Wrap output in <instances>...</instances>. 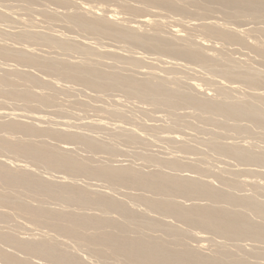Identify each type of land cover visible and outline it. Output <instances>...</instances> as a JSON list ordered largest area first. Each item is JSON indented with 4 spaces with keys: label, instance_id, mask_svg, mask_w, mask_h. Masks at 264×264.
Returning <instances> with one entry per match:
<instances>
[{
    "label": "bare ground",
    "instance_id": "6f19581e",
    "mask_svg": "<svg viewBox=\"0 0 264 264\" xmlns=\"http://www.w3.org/2000/svg\"><path fill=\"white\" fill-rule=\"evenodd\" d=\"M0 1H2V3L19 2V4L21 3V6L23 4L26 8H29L34 4L43 5V3L45 4L46 2L51 3V6L54 5L64 9L71 5L73 7L72 10L66 9L64 12L62 10V12L59 13L57 11L49 12L47 9L48 12L42 10L40 14L44 15L43 19L46 18V21L50 22V20H58L59 18H62V20L64 19V21L71 28L77 29L78 31L84 32L93 37L110 39L115 41V43H123L139 48L140 51L142 50L141 52H144L147 55L149 54L151 56H155L152 60L160 62L164 65V67L171 65L175 66L174 68H177L178 65L181 66L182 62L184 63L185 61L187 63L190 62L200 65L210 72L209 75L212 73L216 75L215 78H220V80L216 78L215 80L213 79V81H210L213 86V91L216 93V98L210 94L204 93L197 85L188 83V87L185 84L187 88H183L181 86V84H183L182 82L163 77L161 78L153 72H144V70L141 77L131 74H123L119 70H114L115 68H118L117 64L116 67L115 65L111 67L112 63L109 61L111 59L114 63H120L119 65L127 64L128 67L136 66L135 69H137L138 65L144 58L142 55L140 57H136V55L135 57H130L131 55H129L128 57L124 54H119L115 50L113 51L111 48L110 50L106 49L105 51H102L91 46V44L87 42H78L75 41L74 38H64L63 36L62 38L59 34H52L54 33L52 30V33H45L46 30L40 31L37 29L39 31H34L30 30L31 27H26L29 30L22 31H19V28L17 32L16 30L14 32H10L7 31V29H3L0 31V37H10L14 40H18V42L23 41L30 44H36L37 48L39 47L38 45L46 48H56L59 49V51L61 50L63 53H67L66 57L68 58L70 53H76L78 54H75L76 56L82 55L84 57H82V60L79 62H74L73 57V62H70L58 59V57L55 56V58L51 57L53 55H38V52L34 51L36 48L32 50V46H30V44L28 45L30 46V49H28L27 45H25L27 47H18V45L17 47H14V41L12 43L13 45L11 44L12 46L8 45L10 42H2V44H0V58H2L3 61L5 59L7 61L14 62L12 67L7 65L10 69L5 67L7 71L0 72L3 73L0 74V95L4 96V98L8 97V99H16L25 105L34 103L38 107L43 106L51 108V106H54L57 102L55 89L60 87L62 88L60 90L63 92H69L71 90V87L67 85L60 86L57 79H51L55 76L59 77L65 84L82 86L94 92L118 90L127 95V97H132L135 100L138 99L140 103L163 107L168 111H173L178 108L180 109L181 107H185V109H192L200 114V116L197 115L199 116V119H201L203 115L206 116L208 122L212 120L214 123V120L216 121V119L220 117L222 121L218 118L219 120L217 121L220 123L215 122L214 124L218 123L223 127L225 125V120L234 121V125H236L237 121L241 122V120H247L246 122L241 123L245 124L249 121L252 125H255V127L257 126L264 130V69H256L254 65V67H252V65L244 63V59L242 61L240 58L237 59L238 57H234V60L233 57L229 58L224 56L227 51L223 55L221 54L222 52L219 53L218 50L217 56L208 53L207 51L214 50V47L210 49L209 45L211 42L210 44L205 45V39L199 38L198 40L194 36L198 41L192 40L194 37L190 39L189 36L181 34V29L175 30L171 26V28L168 27V32L164 34L163 30L164 28L166 29V24L160 19L152 20L144 18V20H140L138 22H124L119 20L117 17L118 13L114 9H102L96 7H89L85 9L81 4H72L71 0ZM134 1L140 4L142 3L143 5L148 4L159 7L163 10L173 11V13L176 12L185 15L188 12V4L193 5V7L197 9H208L209 5L217 4L225 10L227 16L232 17L235 20L246 17L248 20L250 19L255 22H264V0ZM116 2L119 3L122 10L125 12L134 10V7L128 6L129 4L122 3L119 0H116ZM13 7L16 8L14 5L12 8ZM0 9L4 10L3 8ZM141 10L142 9H140V11ZM6 11L7 9L4 13H0L1 21L5 20V23L8 19V15L5 14ZM98 11L103 14H100ZM8 12L9 11H7V13ZM10 16L11 15H9V17ZM60 23H62V21ZM218 23L210 21L199 27L202 29V32H204V35L209 37L210 40L211 38H214V41L215 39L217 41L219 40L223 42V44L225 43L226 46H228L227 44L245 46L244 49H246V51L249 49L253 55L258 57L252 56V58H257L256 60L254 59V62L258 59L262 60V62L264 61L263 40H260V38V41L256 39V36L259 34L264 36V26L258 29L250 27L251 31L253 29L252 32L255 31V34L257 32V35L250 32L252 33L251 35L254 34L253 36H255L250 37L247 34L242 35L240 32L241 29L239 31H231L226 28L227 26L224 28L219 25L220 23ZM177 24L178 23H176V25ZM12 26L14 28V25ZM143 26L148 28L143 30L141 29V27L144 28ZM181 26L183 27L182 23ZM192 27L193 26H191V28ZM245 31H247L246 28ZM193 35L191 34V36ZM3 41H5L4 38ZM16 43L17 42H15V45ZM230 47L228 48L229 50H231ZM242 48L239 49L238 47L239 50ZM118 50L120 49L118 48ZM41 51L43 50L41 49ZM242 51L245 52L243 49ZM48 52L49 51H47V53ZM228 52L231 53V51ZM243 54L244 55L241 57L247 58L245 57L247 54ZM103 56L104 58L105 56L109 58H105L107 59L106 66H109L107 65V61H109V68L115 67L114 69L107 70L102 69L99 66L98 59ZM91 57H93V59L94 57L97 58L98 62L96 59H91ZM161 58L167 59V61L162 60ZM177 62H181V64ZM141 65H143V63H141ZM18 66L26 67V69H18ZM258 66L261 67L262 64H259ZM27 68L33 69L40 74L51 78H41V76L34 74V71L31 72L29 69L27 71ZM10 73H13V76L17 78V80L20 81L25 88H19V86L16 85L19 83H16V81L12 79ZM171 84H173V86ZM234 84L243 85L252 92L246 91L248 94L246 96H243L242 94L243 98L242 96L239 98L233 93L238 91V85L235 86ZM28 86L33 87V90L35 88L37 89L36 91H32L30 88L28 89ZM245 87H243V89L239 88L244 92ZM232 93L238 98H233ZM36 106L34 108H36ZM179 111H181V109ZM112 113H114V115L120 114L116 111H112ZM175 113H178V110L175 111ZM193 114H195V112ZM5 116L3 118H7V116ZM213 116L217 117H214L213 119ZM35 118L39 121V117ZM35 118L34 120H36ZM3 122H0V131L6 130L14 134L20 133L23 134L24 137L27 136V139L29 140H15V138L11 140L8 139V137L6 138L3 135V137L0 135V153L1 151H6L13 155H22L27 159H30L35 164L43 165L45 168H49L51 170L53 169L57 172L60 171V173L65 172L66 174L80 175L89 179L93 178L107 183L111 189L119 187L124 189V191L128 190V193L123 194V197H125L128 202L116 198L107 192L104 193L103 191L98 192L97 190H90L87 188L89 185L84 187L75 183L74 180L71 182H62V180L52 182V180L50 181V179L48 180L47 178L44 179L36 173V175L32 174L33 172L30 173L31 170L27 171V169L24 170L14 166L12 169L9 163L0 160V207H4V209L10 208L9 211L12 209V211L14 210L13 212L16 211L19 213V216L22 215L23 217L29 219V221L31 220L33 223L43 226L41 229L46 227L45 229L52 232H42L40 233L41 235L39 234V238H24L19 237L20 235L16 237L15 234H10L11 231L7 233L1 230L0 245H5L6 247L13 249L14 251L22 254L23 257H18V255L14 252H10L7 249H4V247H0V263L43 264L39 263L40 261H43L45 262L44 264H261V262L258 263L257 260L261 261L264 257V247L260 248V245V247L257 248L256 246L258 245L256 244H264V200L259 198L260 189L262 187L259 185L260 183L258 184L259 181L255 182L242 180V182H238L233 178H228L227 175H229V173L232 175H238L239 172H244L248 175H262L263 173L261 174L260 171H253L250 167L254 166L264 168V147L256 150V147H251L253 145L244 146L236 143H222L217 139L208 140L205 144H207L213 152L232 159L239 166L247 167L242 171H229L228 174L226 173L227 175H221L215 173L214 171L215 174L212 173L213 175L211 176L219 182L221 185L219 188L214 186L213 181L208 179L202 180V178H199L204 174L207 175V173H211L208 168H205V165V167H198L195 161L189 160V163H184L186 161L185 159V161L183 160L182 162L181 159L178 158L179 156L177 154L180 153L182 155L181 151L194 152L192 151L193 149L182 144V140L179 139V135L178 137L175 135L165 136L166 140L177 145L179 150H181L178 153L176 151V155L178 157L172 156L169 158L170 156H167L168 158L159 159L154 155H146L144 157L145 163L148 165L154 164L153 166L155 167L151 166L153 169L149 168L145 171L144 169H136V167L129 164L120 163L118 165H112L113 162H111V164L100 162L101 159L99 158L98 162L100 163L93 164L92 161L95 162L93 156L90 159L79 160L75 156L71 155V151L65 146L53 147L51 144H47L48 141L36 142L32 141V139L30 140L29 138L35 136H37V138L42 136L43 138L44 134H48V136L51 135V137L53 136L55 139L58 138L64 140L65 143L78 142L86 149L95 151L96 153H113L112 146L101 143L92 137H87L88 135L83 136L75 134L70 132L69 129L67 130L62 128L51 130L49 128L41 129L43 127L39 128L36 127V125L34 126L24 124L23 122H14V120L13 122ZM95 126L98 127L100 125ZM168 126H170V124ZM234 128L243 131L244 133L246 132L244 127L237 125ZM120 131V136L127 142L141 141L140 137L130 129L128 130L123 128ZM246 134H248V132ZM251 135H253V133ZM191 152L188 154H191ZM183 158L184 157H182V159ZM191 159H193V157ZM192 162L196 165L192 164ZM228 165L229 164H227V166ZM164 168L179 172L184 169L196 175L188 176L187 174L186 176L183 174H173L175 173L174 171L171 174L165 172V170H163ZM243 186L250 187L251 194L239 195L232 192V190L238 188L241 190L242 188L240 189V187ZM19 189H21L20 192ZM130 191H137L138 194L133 192L131 193ZM21 192H23V194L25 193V196L22 195ZM26 193L29 194V198L26 197ZM25 197L26 200L28 199L27 201H25ZM32 198H34V201L37 200L34 204L30 202L33 201ZM177 198L182 200H177ZM201 199L205 200V202L207 201L208 203L200 204L199 201V203H186L188 201L191 202L192 200ZM44 200H49L50 204L48 205L53 206V208L47 207V202H44ZM51 201L60 203L59 205H62V207H60V209H57V207L55 208L54 204L56 203L52 205ZM44 203H46L45 206ZM89 211L95 212L93 213ZM5 212L4 210L3 212L0 211V223L9 221L8 215L10 213L8 212L9 214H7ZM249 214H251V216L253 215L256 220L252 219ZM168 219L179 223V227L171 220L168 221ZM181 224L185 226V228H183L184 230L181 229ZM186 227L191 230L192 228L197 230L199 229L200 231H203V234L213 235V237H217L218 240L222 239V241H216L213 245H211L214 246V248L211 247V249H209V253L208 251H206V253L204 250L206 249L208 243L206 245L203 243H205L207 239L204 238L202 243L197 239L195 245H190L189 242V244H187V241L183 240L184 236H187L189 233H187L188 229L186 230ZM155 232L156 235L160 236L151 234ZM53 233L60 235L58 236L59 238L62 236L68 240H73V243L78 245L80 249L81 247H84L86 254L83 255L78 253L77 250H74L77 249L76 246L73 250L72 248L70 249V245L68 244L71 240L68 242L67 239H65L68 243H65L64 240L59 242V239L56 240L57 238L53 236ZM187 239L190 240V238ZM244 241L255 243L250 245L251 249L249 250L248 248L249 252L247 253L244 252L246 245L240 244V242ZM207 242H209V240ZM226 242H229V244L231 243V245L233 244L232 248L231 246L228 248ZM245 250L247 249L245 248ZM249 257H253L254 259L259 257L262 258L261 260L259 258L256 262H252ZM33 259L36 261H33Z\"/></svg>",
    "mask_w": 264,
    "mask_h": 264
},
{
    "label": "rangeland",
    "instance_id": "374dc122",
    "mask_svg": "<svg viewBox=\"0 0 264 264\" xmlns=\"http://www.w3.org/2000/svg\"><path fill=\"white\" fill-rule=\"evenodd\" d=\"M119 1L122 3H125V4H129L128 6L134 7L133 8L134 10L129 11V12L128 11L125 12L124 10H122L119 3L116 2V0H88V1L87 0H71L72 4H74V3L75 4H81L85 9H87L89 7H92V8L96 7V8H102V9H114L118 13L117 17L119 18V20L124 21V22H138L140 20H144V18L145 19L148 18V19H152V20H159L160 19L166 24V29L164 28V30H163L164 34H166L168 32V29L171 27L174 28L175 30L181 29L180 30L181 34H183V35L185 34L184 36H186V35L189 36L190 39L195 36L198 40H199V38L205 39L206 42L205 43L203 42L205 45L210 44V42L212 45L214 44L213 46L211 44L209 45L210 49H212L214 47V50H208L207 51L210 54H214L217 56L218 52L219 53L222 52L221 54L224 55L227 51L228 54L226 53L224 56H227L229 58L233 57L234 60H235L234 57H236V58L238 57L237 59L240 58L241 61L244 59L243 60L244 63H246L248 65H252V67L255 66L256 69H262V70L264 69L263 68L264 67V64H263L264 61L262 62V60L258 59L260 62L258 60L254 62L255 58H252V56H254V57H257V56L253 55V53L248 48H247L248 50L246 51V49H244L245 46L234 45V44L233 45L227 44L228 46H226L225 43L223 44V42H221L219 40L218 41L221 44L216 39L214 41V38H211V40H210L209 37L204 35V32H202V29L200 28L203 24L210 22V21H212V22L214 21L216 23L219 22L220 24L219 23L218 24L224 28L227 26L226 28L231 30V31H239L241 29L240 32L242 35L247 34L248 36L252 37L255 34L254 33L255 31L252 32L253 29H258V28L263 27L264 22H261V21L255 22V21H252L250 19L248 20V18H246V17L239 19V20H235L232 17L227 16V14L225 13V10L217 4L209 5L208 9H204V8H198L197 9V8L193 7V5L188 4L187 10L189 13L187 12L185 15V14H179L176 12L173 13V11L163 10L159 7L148 5V4L143 5L142 3L140 4L134 0H122V1L119 0ZM4 3L5 2L2 3V1H0V8L4 9V10L0 9V13H4V11L7 9V11H9L8 12L9 14L7 13V11L5 12V14L8 15L7 16L8 19H7L6 23L4 22L5 20L1 21V19H0V31H2L3 29L4 30L7 29V31H10V32H14L15 30L17 32V30L19 28L21 29V30L19 29V31H22V30H29L28 28L31 27L30 30H34V31L37 29H39L40 31L46 30V32L43 31L45 33H50V32L52 33V31H53L54 33H52V34L56 33L57 35L59 34V35H61V37L63 36L64 38L70 37V38H74L75 41H78V42H87V43L91 44V46L96 47L102 51H105L106 49L110 50V48H111V49H113V51L115 50L119 54H121V55L124 54L128 57H129V55H131L130 57H135V55H136V57L137 56L140 57L142 55V56H144V58L141 62V63H143V65H141V63H140L138 65L137 69H135L136 66H134V67L131 66L132 67V69H131V67L129 66L130 67L129 68L127 64L119 65L120 63L119 64L114 63V61L112 62L111 59L109 60L110 63H112L111 67H113L114 65L116 67V64H117L118 68L117 69L115 67H114L115 69L111 68V67L109 68V66H110L109 61H107V65H109V66H106V60L107 59H105V58H108L107 56H105V58H104V56L102 58H99L98 59L99 62L102 61L100 63L98 62L97 58L94 57V59H96V61L98 62L99 66L102 69L119 70L123 74H131V75H134L137 77H141L142 76L141 74H143L142 72L144 70H145L144 72H153V73H156L157 75H159V77H161V78L163 77L166 79L177 80L179 82H182L183 84H181V83L180 84L183 88L184 87L187 88L189 85L188 83L193 84V85H197L200 89H202V91L204 93L210 94L211 96L217 98L216 93L213 91V86H212L210 81H213V79L215 80L216 78L218 80H220V78H218V77L215 78L216 75H214L212 73H211V75H209L210 72L208 70H206L205 68L201 67L200 65H197L195 63H190V62H189L190 63L189 64L185 61L183 63L181 61L183 65L181 64V62H177V63L181 64V66L178 65L177 68H174L175 66H171V65H167V67H164V65H162L160 62L152 60L153 57H155V56H151L149 54L147 55L146 53L141 52L142 50L140 51L139 48L132 47V46H129V45H126L123 43H121V44L118 42L115 43V41L110 40V39L93 37V36L88 35L84 32L78 31L77 29L71 28L64 21V19L62 20V18H59L58 20L55 19L56 21L55 20H50V22L46 21L47 19L45 17H44L45 19H43L44 15L40 14L42 12V10L45 12L46 11L48 12V10H49V12L57 11L59 13H61L62 10L64 12V10H66V9L72 10L73 7L71 5L69 7H67L66 9H64V8L56 7L54 5L51 6L52 5L51 3L46 2L45 4L43 3V5L34 4V5H32L33 7L31 6L29 8H26L25 6H23V4L21 6V3L19 4V2H8V3L6 2L5 4ZM13 5L16 6L17 9L15 7L12 8ZM4 6H6V7H4ZM39 6H40V8H39ZM15 9L19 10V11H16ZM30 9H31V11H30ZM140 9H142V10L140 11ZM36 10H38V11H36ZM98 12L100 14H103L100 11H98ZM131 12H133V13H131ZM10 13H12V14H10ZM9 15H11L10 16L11 18L9 17ZM24 18L26 19V21H28V20L29 21L26 22ZM18 19H19V21H18ZM41 19H43V20H41ZM8 20H9V23H8ZM51 21L52 22L55 21V22L52 23ZM61 21H62V23H60ZM20 23H22V24H20ZM176 23H178V24L176 25ZM181 23H182L183 27L181 26ZM25 24H27L28 26ZM34 24H36V25H34ZM53 24H54V26H53ZM254 24H255V26H254ZM12 25H14V28ZM191 26H193V27L191 28ZM26 27H28V28H26ZM50 27H52V28H50ZM250 27L253 28L252 31H251ZM147 28L148 27H144V28L141 27V29H143V30H146ZM245 28L248 32L245 31ZM248 28H250V29H248ZM39 30H37V31H39ZM199 31H201L202 33ZM250 32H252L254 34L251 35L252 33H250ZM191 34L192 35L194 34V35L191 36ZM255 35H257V32ZM259 35H257L258 37L256 36V39L259 40V38H260V40L262 39L263 40L262 42L264 43V39H263L264 36L260 35V37H259ZM261 36H262V38H261ZM195 37L192 40L198 41L195 39ZM206 37H207V39L209 38L208 41H207ZM253 37H255V36H253ZM0 38H1L0 44H2V42H5V43L10 42L8 45L12 46L14 44L13 45L14 47L15 46L17 47V45H18V47H27L30 44V43H26L23 41L18 42V40H14L10 37L9 38L7 37L9 40L6 37H0ZM3 38L5 41H3ZM11 40H12V42H11ZM13 41H14V43H13ZM15 42H17L16 45H15ZM215 42H217V43H215ZM25 45H27V46H25ZM30 46H32V48H31L32 50H34V48H36L34 51L38 52L37 53L38 55L43 54L41 56L53 55L51 57L55 56V57H58V59H62V60L70 61V62H73V57H74V62L75 61L76 62L81 61L82 57H83L82 55L76 56V55H78L76 53H74V54L70 53L68 55L69 56V58H68V57H66L67 53H63L61 50H60L61 51L60 52L59 49H56V48H46V47H43L40 45H38L39 47L37 48L36 44H30ZM30 46H28V49H30ZM218 46H220V47H218ZM121 47H122V50H121ZM229 47L231 50L228 49ZM232 47H234V48H232ZM235 47H236V50H235ZM238 47H239V49L243 47L242 49L245 52H243L242 49L239 50ZM118 48L120 50H118ZM41 49L44 52L41 51ZM55 49H56V51H55ZM237 49H238V52H237ZM233 50H235V51H233ZM47 51H49L48 52L49 54L47 53ZM52 51H55V52H52ZM228 51H231V53H229ZM234 52H235V54H234ZM242 52L247 54V55L245 54L246 55L245 57H247V58L241 57L244 55ZM60 53H61V55H60ZM238 54H240V55H238ZM249 54H250V56H249ZM229 55L230 56L232 55V56L230 57ZM91 59H93V57H91ZM161 59L167 61V59H163V58H161ZM245 59H246V61H245ZM250 60L251 61L253 60L252 62H254V63L251 64L252 62ZM143 61H145V62H143ZM9 62L10 61H7L5 59L3 61V59L0 58V69L2 70V71L0 70V72L7 71L6 68H8V66L12 67L14 62H10V63ZM258 62L260 65L262 64L261 67L258 66L259 65ZM2 67H3V69H2ZM21 68L26 69V67L18 66V69H21ZM140 68H143V69H140ZM8 69H10V68H8ZM28 69L31 70V72L34 71V74L41 76V78L42 77L45 79L51 78V77L48 78L49 76H44V75L40 74L39 72H37L33 69H30V68H27V71H28ZM123 69H125V70H123ZM138 70H140V71H138ZM0 74H3V73H0ZM13 75H14L13 73H10V76H12V79L15 80L16 83L17 82L19 83L16 85L19 86V88L20 87L25 88L24 85L20 81H18L17 78H15ZM175 78H177V79H175ZM205 78H206V82H205ZM51 79L52 80L57 79L60 86L67 85V86L71 87V90L69 92H63L60 90L62 88H60L58 86L59 88L55 89L57 102L55 103L54 106H51V108L43 107V106L38 107L34 103L30 104V105H25L21 101H18L16 99H12V98L8 99V97L4 98V96L0 95V102H1V105H0V122L1 121L2 122L3 121L4 122H13V120H14V122H20V123L23 122L24 124H30V125H34V126L36 125V127H39V128L43 127L41 129H44V128L45 129L49 128L50 130L51 129H58V128L67 129V130L69 129V131L72 133L83 135V136L88 135L87 137H92L94 139H97V141H99L101 143L108 144V145L112 146V148H113V153H108V152L96 153L95 151L86 149L82 144H80L78 142L77 143L76 142L65 143L64 140H61L58 138L55 139L53 136L51 137V135H49L50 136L49 137L48 134L47 135L44 134L43 138H42V136H40V137L38 136L39 138H37V136L32 137V138L29 137L30 140L32 139V141H36V142L37 141L38 142H47L48 141L47 144H51V146H53V147L65 146V147L69 148V150L71 151L70 154L75 156L79 160L90 159L93 156V158L95 160V162L92 161L93 164H98L100 162H106V163H110V164H111V162H113L112 165H118L120 163L121 164H129V165H132L133 167H136V169H144L145 171H147L149 168L153 169V167H155V166H153L154 164L148 165L145 163L144 157L146 155H154L159 159L168 158L169 156H170L169 158H171L172 156H174V157L179 156L178 158H180L182 162L184 159L186 161L188 160L187 162L184 160L185 161L184 163H189L190 161H195V163H197L198 167H205L206 166L205 168H208L209 172H211V173H209V174L207 173V175L204 174L203 176H200L199 178L200 179L202 178V180H207V179L211 180L214 182L215 187L220 188L221 185L219 184V182L211 176V175H213L212 173H214V171H215V173H218L221 175H227L229 173V171L230 172L231 171H238V170L242 171L243 169H245L247 167L239 166L232 159L226 158L224 156H221V155L213 152L208 147V145L205 144V143H207L208 140L217 139L219 142H222V143H236V144L244 145V146L253 145L251 147L252 148L256 147V150L264 147V136H262V135H264L263 134L264 130L260 129L257 126L255 127V125H252L251 122H249V121H248V123H245V124L241 123V122H246L247 120H241V122L237 121L236 125H234L235 122L234 121L232 122V120H225V122H224L225 125L223 127L221 124L219 125L218 123H220V122L217 121L220 119V117H218L219 119L217 118L216 121L214 120V123L218 122V123L214 124L213 121L210 119H209L210 121L208 122V119H206V116H204V115H203L204 119H203V117L202 118L200 117L202 120L199 119L198 117L200 116V114L197 111H195V110L193 111L192 109H188V108L185 109V107H183V108L181 107L180 108L181 111H179L180 110L179 108L173 110L174 112L170 111V110L168 111L166 108H163V107H156V106H153L150 104L147 105V104L140 103L138 101V99L135 100L132 97H129V96L127 97V95H125L124 93H122L118 90L117 91L116 90L105 91L106 93L105 92H94V91L89 90V89L82 87V86H77V85H73V84H65L59 77L53 76ZM224 83H225V81H224ZM185 84L187 87L185 86ZM171 85L173 86V84H171ZM226 85H228V84H226ZM237 85H235V86H237ZM237 87H238V91L233 92V93L236 94L239 98H241L240 96H242V94H243V96L244 95L246 96L248 94V92L251 91L250 89H248L247 87H245L243 85H238ZM239 87L241 89H243V87H245L244 92ZM26 88H27V86H26ZM29 88L32 91H34V90L36 91V89H37V88H35L33 90V87L28 86V89ZM48 91H50V90H48ZM246 91H248V92H246ZM233 93H232V97L236 98L237 96H235ZM243 96H242V98H243ZM19 102H20V104H19ZM23 105L26 107H24ZM35 106H36V108H34ZM151 106H153V107H151ZM53 107H55V108H53ZM42 108H44V109H42ZM162 109H163V111H162ZM139 110H141V111H139ZM177 110H178V113H175V111H177ZM112 111H116L120 114L114 115V113H112ZM187 111H188V113H187ZM194 112H195V114H193ZM175 114H176V116H175ZM5 115L7 116V118H3ZM197 115H199V116H197ZM35 117H39L38 118L39 121H37V118H35ZM214 117L216 118L217 116H213L212 118L214 119ZM34 118L36 120H34ZM161 118H162V120H161ZM220 121H222V119H220ZM169 124H170V126H168ZM249 124H251L253 127ZM95 125H100V126L96 127ZM237 125L240 127H244L246 129V132L244 133L243 131L235 129L234 127ZM248 126H250V127H248ZM175 127L176 128L178 127V128L176 129ZM123 128L128 129V130L130 129L131 131H134V133L140 137L141 141L127 142L126 140H124L123 137L120 136V133H121L120 130ZM218 128H219V130H218ZM114 131H115V133L116 132L117 133L115 134ZM247 132H248V134H246ZM233 133H234V135H233ZM252 133H253V135H251ZM0 135L1 136L3 135L6 138L8 137V139H11V140H13L14 138H15V140L16 139L17 140L18 139L29 140V139H27V136L24 137L23 134H20V133L14 134V133H12L10 131H6V130L0 131ZM168 135L169 136L175 135L177 137L179 135L180 136L179 139L182 140V144H184L187 147H190L191 149H193L192 151H194V152L190 151L191 154H188L190 152H185V151L182 152L181 150H179L177 145L166 140L165 136H168ZM245 135H246V137H245ZM260 136H262L263 138ZM40 139H41V141H40ZM203 141H205V142H203ZM196 142L198 143V145L199 144L200 145L198 146ZM143 143H145L146 145ZM143 150H144V152H143ZM176 151H177V153L179 151H181L183 156L180 153L177 154ZM3 152L4 151H1V153H0V160L1 161L3 160L4 162L6 161V163H9L11 168L14 166V167H19V168L24 169V170L27 169V171L31 170L30 173H32V172H33L32 174L36 173L38 176H40V177L42 176L44 179L47 178L48 180L50 179V181L52 180V182L53 181L56 182L59 180H62V182H64V181L71 182L74 180L75 183H78L79 185H82L84 187H87L89 185V187H87V188H89L90 190L91 189L97 190L98 192L103 191L104 193L107 192V193L115 196L116 198H119L121 200H125L128 202V200L125 197H123V194L128 193V190L124 191V189H121L119 187H115V188L111 189V187H109L107 183H105L101 180H97V179H93V178L89 179L87 177L80 176V175L66 174L65 172L60 173V171L57 172L56 170H53V169L51 170L49 168H45L43 165L35 164L30 159H27L26 157H24L22 155L18 156V155L14 154L15 155L14 156L13 154H11L9 152H6V151L4 153ZM220 156H221V158H220ZM182 157H184V158L182 159ZM192 157H193V159H191ZM98 158L101 159V161L99 160L100 162H98ZM195 163L192 162V164L196 165ZM227 164H229V165L227 166ZM235 164H237V165H235ZM147 165L150 167H148ZM145 166H146V168H145ZM151 166H153V167H151ZM250 168L253 171H260L261 174L262 173L263 174L262 175H259V174H249L248 175V174H245L244 172H239L238 175L237 174L232 175L229 173V175H227V177L228 178L230 177L231 179L233 178L238 182L239 181L242 182V180H244V181L245 180L255 181V182L259 181L258 184L260 183L259 185L262 187L260 189L259 198L264 200V168L254 167V166H252ZM260 169H262V170H260ZM163 170H165V172H168L171 174L174 171V170L167 169V168H164ZM221 170H223V171H221ZM185 171L186 170H184V169H183V171H180V172L174 171L175 173H173V174H183L186 176H187V174H188V176H195L196 175V174H193L189 171H186V172ZM216 171H218V172H216ZM221 172H223L225 174H223ZM240 189L241 190H239V188L234 189V190H232V192L235 194H239V195L249 194V193L251 194V188L250 187H246V186L244 187L243 186V187H240ZM20 191H21V189H19V192ZM130 192L138 194L137 191L136 192L130 191ZM21 193H22V195L25 196V193L24 194H23V192H21ZM24 196H23V198H24ZM26 197L29 198V194L26 193ZM26 197H25V201L28 200V199L26 200ZM32 200L34 201V198H32ZM46 200H44V202ZM177 200H182V199L177 198ZM29 201H30V199H29ZM29 201H28V203H29ZM33 201H30V202H32L34 204L35 201H37V200H35L34 202ZM198 201L200 202V204H207L208 203L207 201L205 202V200H202V199L201 200H192L191 202L188 201L186 203L187 204L192 203V202L199 203ZM46 202H47V204L44 203V206H45V204H46V206L48 204H50L49 200ZM52 202L53 201H51L52 205L54 203H56V202H53V203ZM59 204L60 203L57 202L56 204H54V207L55 208L57 207V209H60V207H62V205L60 206ZM58 205H59V207H58ZM47 207L53 208V206H50V205H48ZM139 208H142V207H139ZM0 209H2L0 211L3 212V210H4V212H5V210L7 208L4 209V207H0ZM9 209L10 208H8L7 211L5 212L7 214L10 213L8 215L9 221L7 220L8 222L0 223V231L3 230L4 232H7V233H9L11 231L10 234H15L16 237H18L20 235L19 237H24V238H32V237L39 238L40 233L50 232V230L45 229L46 227H44V229H41V228H43V226L37 225V224L33 223L31 220L29 221V219H27L26 217H23L22 215L19 216V213H17L16 211L13 212L14 210L12 211V209L9 211ZM89 212H93V211H89ZM13 215H15V216H13ZM249 215L251 216V214H249ZM11 218H12V220H11ZM251 218L254 219V216L252 215ZM169 220H171V219H168V221ZM254 220H256V218ZM171 221L174 222L173 220H171ZM174 223H176L177 226L180 225L177 222H174ZM181 226H182L181 229L185 228L184 225L181 224ZM40 229H41V231H40ZM186 230H187V233L188 232L189 233L187 234V236H184L183 240H186L187 244L190 243V245H192V244L195 245L197 239L201 243L204 241V238L207 239L205 241V243H203V244L206 245L208 243L206 246L207 250L206 249L204 250L205 252L208 251V253H209V251H210L209 249H211V247L214 248V246H211V245H213L216 241H219V240H220V242L222 241V239L218 240V238L213 237V235H210V234L205 235V233L203 234V231H200L199 229L197 230V229L192 228V230H191V229L186 227ZM193 230H195V231H193ZM34 233H36V234H34ZM50 233H52V232H50ZM53 234H54L53 236L55 238H57L56 240L59 239V242H62L64 240L65 243H68L71 240V239L68 240L67 238H63L62 236H61V238H59L58 236H60V235H57L56 233H53ZM151 234L156 235V232L151 233ZM30 235H33V236H30ZM36 235H38V236H36ZM50 235H52V234H50ZM156 236H160V235H156ZM210 236H212V237H210ZM198 237L199 238L203 237V238H200L201 239L200 240ZM187 238H190V240H188ZM60 239H62V240H60ZM65 239H67L68 242H66ZM208 240H209V242H207ZM73 242H74L73 240H71L69 242V244H68V245H70L69 248L70 249L72 248V250H73L76 246L77 249H74V250H77L78 253L85 255L86 250L84 249V247H81V249H80L79 246L74 244ZM244 242H240V244L246 245L245 248L247 250H245V248H244V252L247 253V252H249L248 248L250 250L251 249L250 245H253L254 242H250V243H249V241H244ZM209 244H210V246H209ZM226 244H227L228 248H230V246L232 248L233 244L231 245V243L229 244V242H226ZM256 245H258V246H256ZM256 245L255 246L257 248H259L260 245H261L260 248L264 247V244H261V243L256 244ZM0 247H2V248L4 247V249H7L8 251L14 252L16 255H18V257H23L22 254L14 251L11 248L6 247L5 245H0ZM259 258L261 260L262 257H259ZM259 258H257V259H259ZM249 259H251L250 261H252V262H256V260H257L256 258L254 259L253 257H251V258L249 257ZM33 261H36V260L33 259ZM257 262L258 263L261 262V264L264 263V257L262 258L261 261L257 260ZM39 263L44 264L45 262L40 261ZM0 264H2V263H0Z\"/></svg>",
    "mask_w": 264,
    "mask_h": 264
}]
</instances>
